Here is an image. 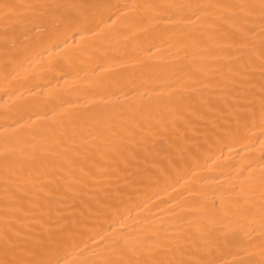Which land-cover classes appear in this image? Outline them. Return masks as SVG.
I'll return each mask as SVG.
<instances>
[{
	"label": "bare ground",
	"instance_id": "obj_1",
	"mask_svg": "<svg viewBox=\"0 0 264 264\" xmlns=\"http://www.w3.org/2000/svg\"><path fill=\"white\" fill-rule=\"evenodd\" d=\"M0 264H264V0H0Z\"/></svg>",
	"mask_w": 264,
	"mask_h": 264
}]
</instances>
